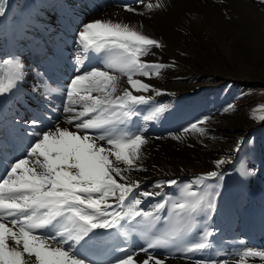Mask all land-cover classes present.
<instances>
[{
    "label": "snow or ice",
    "instance_id": "snow-or-ice-1",
    "mask_svg": "<svg viewBox=\"0 0 264 264\" xmlns=\"http://www.w3.org/2000/svg\"><path fill=\"white\" fill-rule=\"evenodd\" d=\"M6 2L0 0V16L7 13ZM123 7L136 11L128 4ZM144 7L150 11L163 3L156 0ZM76 44L74 71L63 86L52 81L57 85L52 87L37 73L31 91L39 93L44 104L22 121L26 128L16 118L0 128V157L6 161L0 175V264H137L132 248L98 259L96 251L103 240L99 229L113 230L125 243L137 234L143 241L137 250L146 253L139 264H165L149 249H175L189 258L205 255L214 246L213 230L196 216L200 212L209 216L215 199L201 185L223 179L222 174L202 173L175 198L165 195L163 186L176 185V180H157L151 190H142V181L131 175L143 170L142 146L148 141L143 127L131 130L129 124L138 115L137 106L152 101L133 90L160 92L137 77L159 76L167 67L143 59L152 48L162 47L161 42L139 26L96 19L81 25ZM6 55L0 60V95L19 93L26 83L21 57ZM93 58L99 66L89 63ZM121 77L132 90L121 85ZM52 93L62 94L59 105ZM166 107L154 105L143 117L145 124ZM61 108L68 126L60 123ZM207 120L204 116L183 132L203 134L198 124ZM10 147L20 155L10 154ZM225 162L221 158L213 163L219 168ZM149 197L160 199L145 210L142 201ZM234 255L238 259L205 255L195 264H248L249 258L257 257L264 261V249L247 244H241Z\"/></svg>",
    "mask_w": 264,
    "mask_h": 264
},
{
    "label": "bare ground",
    "instance_id": "bare-ground-1",
    "mask_svg": "<svg viewBox=\"0 0 264 264\" xmlns=\"http://www.w3.org/2000/svg\"><path fill=\"white\" fill-rule=\"evenodd\" d=\"M144 3L155 4L156 0H144L143 3L140 0H7V13L0 16V24L3 21L8 23L10 32L0 38V60L11 54L8 43L13 49L18 48L16 55L25 65L26 83L19 93L0 95V124L4 127L16 118L25 129L22 121L44 104L40 94L31 91L37 83V73L43 74L52 87L57 86L52 81H59V86L67 82L66 77L74 71L72 66L78 55L76 40L83 23L101 19L139 26L143 33L162 44L160 48H152L151 54L143 59L167 67L159 76L137 77L160 92L156 94L150 89L147 93H136L133 90L134 94L151 96L152 101L137 106L135 118L138 117L139 124L136 123V128L143 127L148 142L142 146L140 163L143 170L133 171L131 175L142 181V190H151L157 180H176V185L163 186L164 194L175 198L183 188L194 184L195 180H186L188 175L219 171L223 179L212 178L206 186L201 185L204 192L214 196L215 210L207 217L203 212L196 216L201 224L206 221L212 228L214 246L220 245L219 249L213 246L214 256L238 259L234 253L241 244L264 249V143L249 151L243 145L231 148L225 145V139L220 146L214 142L219 135L236 132L238 119H243L242 114L232 115L230 124L224 122L225 114L219 118L218 87L222 80L233 79L242 71L252 74L254 69L258 75L264 76V33L258 29L264 26V4L260 0H162L163 7L149 11ZM124 4L136 11H127ZM26 12L31 13L28 16ZM18 20L22 24L16 27ZM34 22L46 27L48 35L39 27L33 28ZM24 29L34 37L23 39ZM89 63L99 66L94 58ZM206 69L211 72L208 76L203 74ZM121 85L132 90L126 77H121ZM208 90L214 94H208ZM51 95L55 97L53 102L56 105L62 102L61 93ZM19 96L22 103L13 101ZM154 105L167 107L157 119L145 124L143 117ZM222 109L226 111V107ZM57 115L60 123L68 126L64 124L66 114L62 108ZM204 116L209 120L198 124L204 128L203 134L191 130L183 132L189 124ZM153 121L155 125H152ZM129 128H132L131 124ZM221 158L226 162L217 168L213 162ZM5 166L6 161L0 157L1 175ZM248 171L251 174H242ZM214 187L216 191L212 193ZM158 199L160 197L146 198L141 207L147 210ZM163 214L167 215L166 209ZM117 238L126 249L136 251L134 260L137 264L146 257V253L137 250L143 246L137 234L133 233L127 243L123 236ZM149 252L164 259L165 264H195L187 260L185 254L183 258H173L164 249H149ZM248 264H264V261L258 257L249 258Z\"/></svg>",
    "mask_w": 264,
    "mask_h": 264
},
{
    "label": "rangeland",
    "instance_id": "rangeland-1",
    "mask_svg": "<svg viewBox=\"0 0 264 264\" xmlns=\"http://www.w3.org/2000/svg\"><path fill=\"white\" fill-rule=\"evenodd\" d=\"M250 1L252 0H248V2ZM258 29L261 33H264V26L261 25L258 27ZM203 71V74L205 76H208L211 73L210 70L207 69L206 71ZM249 72L250 71H242L238 74L239 76L236 75V77H234L233 79H224L222 80V85L218 87V92L220 93L218 103L221 106L219 110V113L221 112V117L219 118L224 117V122L228 121V123L232 124V119L230 118L232 115H243V119H238L237 121V123L239 122V124L236 123V127H239L237 128L236 132L227 135L225 134L223 136L219 135L217 136L219 139L217 137L215 138L214 142L218 146H220L222 141L225 139V145H228L231 148H236L238 145H243L250 151L253 150V147H255L256 145L264 143V118H262L264 117V76H262L261 74L258 75L257 69H254L252 74H250ZM208 91V94H214L213 91L212 93L211 90ZM225 107L226 111L225 109H222ZM227 107L231 111H229ZM234 107L236 111H234L235 109L232 110ZM231 112V115L228 114ZM226 114L228 115L226 116ZM245 154L247 155L248 152ZM199 175V173L195 172V174L188 175V178L186 180L188 182H193ZM219 248L220 245L214 246V249ZM174 250L175 249L168 252L171 253ZM165 256L170 257L166 254ZM172 257L175 258L174 256ZM213 258L218 259L217 257Z\"/></svg>",
    "mask_w": 264,
    "mask_h": 264
}]
</instances>
